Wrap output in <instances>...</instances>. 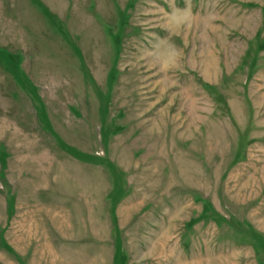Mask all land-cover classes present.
<instances>
[{
    "label": "rangeland",
    "instance_id": "374dc122",
    "mask_svg": "<svg viewBox=\"0 0 264 264\" xmlns=\"http://www.w3.org/2000/svg\"><path fill=\"white\" fill-rule=\"evenodd\" d=\"M0 264H264V0H0Z\"/></svg>",
    "mask_w": 264,
    "mask_h": 264
},
{
    "label": "trees",
    "instance_id": "16d2710c",
    "mask_svg": "<svg viewBox=\"0 0 264 264\" xmlns=\"http://www.w3.org/2000/svg\"><path fill=\"white\" fill-rule=\"evenodd\" d=\"M9 59H13V56L12 55H9V57H8Z\"/></svg>",
    "mask_w": 264,
    "mask_h": 264
}]
</instances>
